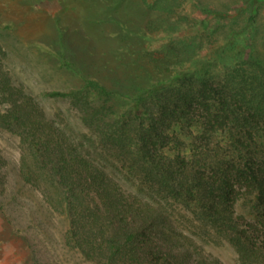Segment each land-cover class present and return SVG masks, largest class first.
I'll list each match as a JSON object with an SVG mask.
<instances>
[{"label":"trees","instance_id":"1","mask_svg":"<svg viewBox=\"0 0 264 264\" xmlns=\"http://www.w3.org/2000/svg\"><path fill=\"white\" fill-rule=\"evenodd\" d=\"M262 1H247L246 27L221 44L205 42V33L211 17L219 25L230 19L226 11L203 6L211 16L174 36V25L162 28L169 37L150 60L168 78L132 93L86 76L78 88L47 91L70 100L80 132L14 81L0 42V127L19 138V175L67 216L66 245L88 264H223L191 221L228 242L239 264H264V63L250 46L226 57ZM144 2L163 12L174 6ZM6 164L0 150V196ZM118 174L139 189L124 187Z\"/></svg>","mask_w":264,"mask_h":264},{"label":"rangeland","instance_id":"2","mask_svg":"<svg viewBox=\"0 0 264 264\" xmlns=\"http://www.w3.org/2000/svg\"><path fill=\"white\" fill-rule=\"evenodd\" d=\"M247 1L174 0L173 9L163 12L149 8L144 0H0V42L14 81L26 87L49 117L61 113L67 128L80 132L86 129L70 100L46 97L47 91L78 88L86 76L132 93L168 78L170 73L158 72L150 60V52L167 40L162 28L174 25V36L183 31L181 26L190 30L208 16L203 6L226 11L230 19L219 25L211 17L205 33V42L221 44L233 30L246 27L251 14ZM247 28L226 57L231 62L239 49L250 46L264 63V1ZM0 150L7 160V184L0 196V264H88L66 245L67 216L54 213L40 192L20 177L19 138L2 127ZM118 180L133 191L141 185L129 174H118ZM188 225L223 264H239L228 242L201 233L192 221Z\"/></svg>","mask_w":264,"mask_h":264}]
</instances>
